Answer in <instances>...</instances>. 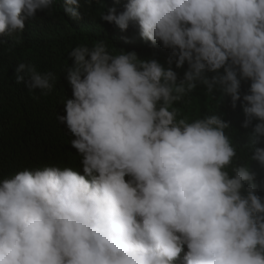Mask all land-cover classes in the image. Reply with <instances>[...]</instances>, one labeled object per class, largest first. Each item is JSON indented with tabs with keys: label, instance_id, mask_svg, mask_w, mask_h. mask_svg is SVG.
<instances>
[{
	"label": "clouds",
	"instance_id": "1",
	"mask_svg": "<svg viewBox=\"0 0 264 264\" xmlns=\"http://www.w3.org/2000/svg\"><path fill=\"white\" fill-rule=\"evenodd\" d=\"M56 3L0 0V34L20 36ZM91 3L63 0V11L80 20ZM101 7L103 21L121 31L135 23L171 52L161 62L105 39L71 49L61 71L72 96L60 98L66 114L56 119L71 134L73 166L0 167V264H264V181L250 168H264V0ZM26 77L43 96L61 78L20 62L15 81ZM198 88L219 105L241 102L251 130L239 149L224 112L181 114Z\"/></svg>",
	"mask_w": 264,
	"mask_h": 264
},
{
	"label": "trees",
	"instance_id": "2",
	"mask_svg": "<svg viewBox=\"0 0 264 264\" xmlns=\"http://www.w3.org/2000/svg\"><path fill=\"white\" fill-rule=\"evenodd\" d=\"M126 2L127 0H92L90 7L85 4L80 9L82 19L75 20L64 13L63 0H57L51 15L47 11L38 10L35 16L27 18L20 36L0 34V40L7 41L6 44H0V167L4 171L18 170L22 163L34 168L51 166L50 164L73 166L72 156L69 158L67 153L71 134L64 123L57 121L56 113L66 114L60 98L72 96V89L61 69L72 63L68 53L77 44L87 42L91 45L95 40L105 39L110 46L135 50L140 57L166 61L171 50L162 46L152 47L150 42L139 36L137 24L130 23L126 31H121L114 23L103 21L99 17V12L105 10L101 7L102 4L115 7L119 13L124 10ZM20 62L34 63L41 72H56L61 77L56 90L49 96L41 95L38 88L34 90V94L29 93L26 84L28 77L17 84L15 69ZM173 68L180 75L183 74V68L175 69L174 65ZM250 83L242 81V93L248 91ZM186 100V103L178 105L182 115L194 119L205 113L222 111L231 127L237 130L235 141L238 149L246 141L245 133L251 129L242 127L245 116L240 101L236 108H232L230 97H225L219 105V97L207 95L202 88L195 90ZM257 122L254 120L253 125ZM259 146L264 147V144ZM250 168L257 172L258 183L264 181V168L255 161L250 162ZM260 191L264 195V184Z\"/></svg>",
	"mask_w": 264,
	"mask_h": 264
}]
</instances>
